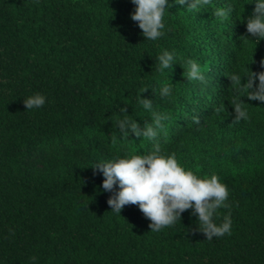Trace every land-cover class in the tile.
I'll return each instance as SVG.
<instances>
[{
    "label": "trees",
    "instance_id": "1",
    "mask_svg": "<svg viewBox=\"0 0 264 264\" xmlns=\"http://www.w3.org/2000/svg\"><path fill=\"white\" fill-rule=\"evenodd\" d=\"M250 2L173 4L165 34L150 41L132 0H0V264H264V102L236 94L227 77L264 70V39L243 38ZM166 48L176 64L157 71ZM189 58L202 80L183 76ZM162 84L171 96H160ZM34 92L47 102L27 110ZM140 94L169 114L162 149L228 185L231 207L217 223L230 210V234L207 240L191 209L152 231L137 204L110 212L112 193L92 165L152 150L146 137L111 138L123 116L150 120ZM236 104L247 118L234 119Z\"/></svg>",
    "mask_w": 264,
    "mask_h": 264
},
{
    "label": "clouds",
    "instance_id": "2",
    "mask_svg": "<svg viewBox=\"0 0 264 264\" xmlns=\"http://www.w3.org/2000/svg\"><path fill=\"white\" fill-rule=\"evenodd\" d=\"M132 3L135 9L130 14L131 19L142 29L141 34L145 40L156 41L165 34V11L170 12L173 4L187 5L184 9H195L207 3V0H172L171 3L169 0H132ZM250 3L255 6L244 16L248 35L243 38L259 42L264 39V0H251ZM232 10V5L228 8L218 7L213 14L222 18ZM176 61L175 49L166 48L155 57L156 70L173 68ZM260 63L264 69V59ZM181 65L187 80L203 79L201 65L197 60L189 58L186 67ZM227 77L236 94L243 92V97L264 102V70H251L248 75L233 70ZM146 89L149 88L146 87L142 93ZM171 89L170 84L160 85V96H171ZM137 99L151 114L150 120H145L141 126L137 119L123 116L113 128L112 142L115 143L117 138L129 140V135L134 134L137 138H148L152 142V150L137 154L125 152L108 159H97L92 165L104 177L102 189L112 193L107 200L112 209L110 212L121 215L125 205L137 204L143 215L150 220L152 231L172 226L178 219L181 220L185 210L191 209V214L196 217V230L205 234L207 240L230 234V210L217 223L218 210L231 207L228 185L221 181L218 174L198 175L191 168L182 166L174 152L166 153L159 143V137L165 122L169 120V114L155 110L150 98L140 94ZM46 102L47 97L41 92L23 97L27 110L41 108ZM120 112L128 113L127 106H121ZM242 118H247V110L241 104H236L234 119ZM114 186L118 188L114 190ZM29 260L35 262L37 257L31 256Z\"/></svg>",
    "mask_w": 264,
    "mask_h": 264
},
{
    "label": "rangeland",
    "instance_id": "3",
    "mask_svg": "<svg viewBox=\"0 0 264 264\" xmlns=\"http://www.w3.org/2000/svg\"><path fill=\"white\" fill-rule=\"evenodd\" d=\"M209 86H211V83H209Z\"/></svg>",
    "mask_w": 264,
    "mask_h": 264
}]
</instances>
